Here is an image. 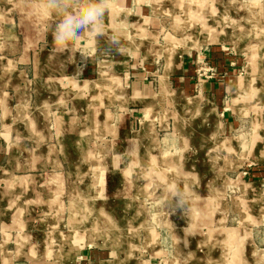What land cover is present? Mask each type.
I'll list each match as a JSON object with an SVG mask.
<instances>
[{
  "label": "rangeland",
  "instance_id": "1",
  "mask_svg": "<svg viewBox=\"0 0 264 264\" xmlns=\"http://www.w3.org/2000/svg\"><path fill=\"white\" fill-rule=\"evenodd\" d=\"M35 7L0 0V264H264V0H111L66 68Z\"/></svg>",
  "mask_w": 264,
  "mask_h": 264
},
{
  "label": "clouds",
  "instance_id": "2",
  "mask_svg": "<svg viewBox=\"0 0 264 264\" xmlns=\"http://www.w3.org/2000/svg\"><path fill=\"white\" fill-rule=\"evenodd\" d=\"M111 0H36L34 14L47 19L49 17H58L59 19L51 26L53 47L51 55L57 57L58 54L67 53V59L61 61V66L66 68L67 64H76V54L80 53L81 60L86 61L89 58L87 48L77 47L80 36L87 31L90 35L99 34L103 23L109 14V5ZM119 44L121 41H113ZM60 45V47H56ZM83 69L78 67L76 75H81ZM187 201L179 192L176 196L177 211L183 212ZM187 233L188 229H184ZM184 243L187 247V241L179 236L162 237L160 244L163 248L169 249L173 244Z\"/></svg>",
  "mask_w": 264,
  "mask_h": 264
},
{
  "label": "bare ground",
  "instance_id": "3",
  "mask_svg": "<svg viewBox=\"0 0 264 264\" xmlns=\"http://www.w3.org/2000/svg\"><path fill=\"white\" fill-rule=\"evenodd\" d=\"M116 9V8H115ZM121 14V13H120ZM114 19H116V18H114ZM123 19H125V18H123ZM119 20V19H118ZM128 20V19H127ZM120 21H122V20H120ZM120 21H119V23H120ZM115 26V25H114ZM189 26L190 25H188V28H189ZM192 26V25H191ZM195 26V25H194ZM202 39H207V37L205 36V35H203L202 36ZM210 40H214L213 38H209ZM253 55V54H252ZM264 70V69H263ZM138 135V134H137ZM184 149V148H183ZM263 150H264V148H263ZM212 151V150H211ZM184 153V152H183ZM182 156V155H181ZM194 156V155H193ZM183 157V156H182ZM188 158V157H187ZM182 164V163H181ZM185 166V165H184ZM104 209V208H103ZM204 210V209H203ZM205 212V211H204ZM174 222H175V220H174ZM188 226V225H187ZM27 256H28V258H30V259H32V254H30V253H27ZM31 261H33V260H31Z\"/></svg>",
  "mask_w": 264,
  "mask_h": 264
},
{
  "label": "crops",
  "instance_id": "4",
  "mask_svg": "<svg viewBox=\"0 0 264 264\" xmlns=\"http://www.w3.org/2000/svg\"><path fill=\"white\" fill-rule=\"evenodd\" d=\"M11 260H12V262H13L12 264H22V263H21L22 261H27L28 264H30L29 260H27V259H25V258H14V259H13V258H10L9 261H11ZM9 261H8V262H9ZM8 262H7V263H8Z\"/></svg>",
  "mask_w": 264,
  "mask_h": 264
}]
</instances>
